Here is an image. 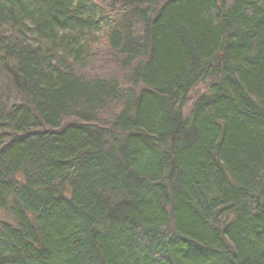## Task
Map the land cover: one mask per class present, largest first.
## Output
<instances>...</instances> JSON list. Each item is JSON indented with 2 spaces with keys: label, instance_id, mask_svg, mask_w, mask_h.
<instances>
[{
  "label": "trees",
  "instance_id": "obj_1",
  "mask_svg": "<svg viewBox=\"0 0 264 264\" xmlns=\"http://www.w3.org/2000/svg\"><path fill=\"white\" fill-rule=\"evenodd\" d=\"M160 2L0 0V264H264V0Z\"/></svg>",
  "mask_w": 264,
  "mask_h": 264
},
{
  "label": "rangeland",
  "instance_id": "obj_2",
  "mask_svg": "<svg viewBox=\"0 0 264 264\" xmlns=\"http://www.w3.org/2000/svg\"><path fill=\"white\" fill-rule=\"evenodd\" d=\"M166 0H161L160 4L164 3ZM209 80L198 83L189 93V99L193 100L197 98L198 96L206 93L208 88ZM12 101H16L15 99H12ZM189 107L186 105L183 108L184 113L188 111ZM0 220L7 223H12V217L5 211L0 210Z\"/></svg>",
  "mask_w": 264,
  "mask_h": 264
}]
</instances>
